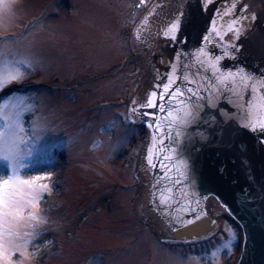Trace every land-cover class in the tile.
<instances>
[{
  "label": "rangeland",
  "instance_id": "1",
  "mask_svg": "<svg viewBox=\"0 0 264 264\" xmlns=\"http://www.w3.org/2000/svg\"><path fill=\"white\" fill-rule=\"evenodd\" d=\"M131 1L0 0V76L23 77L0 94L13 84L37 86L0 98V132L15 125L17 112L24 130L23 143L11 139L15 173L0 152V181H32L12 189L26 205L16 243L27 255H12L14 264L236 261L231 222L226 236L196 249L166 238L140 209L146 133L134 107L152 77L149 24L179 0L150 1L140 23Z\"/></svg>",
  "mask_w": 264,
  "mask_h": 264
},
{
  "label": "water",
  "instance_id": "2",
  "mask_svg": "<svg viewBox=\"0 0 264 264\" xmlns=\"http://www.w3.org/2000/svg\"><path fill=\"white\" fill-rule=\"evenodd\" d=\"M177 21L178 38L167 39L175 35L169 29ZM151 24L147 44L152 77L134 108L147 132L140 209L166 238L175 240L208 235L217 226L212 214H224L241 231L235 264H264V133L242 126L264 119L259 99L264 89L258 83L264 79V0H179ZM199 49L223 57L224 68L243 69L257 83L250 82L247 88L221 85L220 91L213 89L209 102L203 89L211 85L203 81L215 78L198 63ZM177 77L185 92L191 87L185 77L196 80L201 89L200 118L189 129L193 139L182 144L176 139L178 127L167 115L178 102L167 96L166 86ZM15 90L23 91L14 88L8 93ZM154 92L159 105L149 107V100L156 102ZM246 100L255 107H247ZM222 113L231 119L225 120ZM212 116L217 119L212 121ZM201 132L207 140L199 138Z\"/></svg>",
  "mask_w": 264,
  "mask_h": 264
},
{
  "label": "snow or ice",
  "instance_id": "3",
  "mask_svg": "<svg viewBox=\"0 0 264 264\" xmlns=\"http://www.w3.org/2000/svg\"><path fill=\"white\" fill-rule=\"evenodd\" d=\"M181 30L180 23L177 21L170 26V33H174L175 35H168L167 39H176L179 36V32ZM237 38L239 37V29H236ZM231 47H235L234 45ZM223 57L214 56L211 52L204 51L203 49L198 50L197 61L199 64L204 66L207 70L211 71L212 76L215 78L214 80H205L203 83L211 85V87L203 89V91L208 93V100L211 102L212 97L214 96L215 89L216 92L220 91L219 86L228 87L229 85L235 86L239 84L240 86L247 88L249 83H257L256 78L246 73L243 69H227L224 68L221 61ZM22 74L17 72L9 73L6 76H0V91H2L5 87L10 85L12 81L16 79H22ZM179 77L176 80H169V85L166 86L167 96H171L173 100L177 101V107L174 112H168V118L170 123H175L178 127V131H176V139L178 144H182L185 140L189 142L192 141L193 137L189 133V129L192 124L197 123L200 118V110H201V89L199 88V83L196 80H188V77H185L187 83L191 84V87L187 89V92L182 90L178 86ZM259 86L261 89H264V79H261L259 82ZM255 88H253V92ZM175 93V95H173ZM153 97H156V102L153 103L149 100V107H157L159 105V96L157 93H152ZM187 97V99H185ZM260 103L264 106V96H261ZM245 105L249 108L255 107V105L251 104L249 100L245 101ZM7 107V104L5 105ZM162 111H166L162 109ZM17 120L15 125L9 124L7 133L0 132V152H3V158L9 160L11 162V166L13 169V173H15V165L17 162V155L13 151V146L11 143V139L15 137L20 140V143H23L21 134L23 133V128L20 127L18 116L19 113L16 114ZM225 120H230V116L227 113H222ZM5 119H10L5 116ZM217 119L216 116H212V121ZM243 127L250 128L253 132L260 131L264 133V119L259 121L252 120L250 123L242 125ZM199 138L203 140H207L208 137L205 136L204 133H197ZM17 151L19 150V145H16ZM175 151V150H174ZM182 165L185 169L188 168L187 160L182 161ZM36 179H40L37 177ZM31 185L32 181L30 180H18L15 175L9 177L8 179H4L0 181V264H14L11 257L12 255L20 252L21 256H26L27 253L21 250V247L16 243L17 236V228L21 220L24 219V212L26 209V205L22 204L17 196L20 195L18 191H12V189L16 188L17 185ZM41 187L46 188V185H42ZM38 199V193L33 194V200ZM29 203H32L31 201ZM35 206V205H33ZM30 219L36 220L38 219L35 213L30 214ZM230 244H225L224 247H229ZM212 253V257H216L218 252Z\"/></svg>",
  "mask_w": 264,
  "mask_h": 264
},
{
  "label": "flooded vegetation",
  "instance_id": "4",
  "mask_svg": "<svg viewBox=\"0 0 264 264\" xmlns=\"http://www.w3.org/2000/svg\"><path fill=\"white\" fill-rule=\"evenodd\" d=\"M149 0H132L131 1V13L136 15L137 12H140L144 9Z\"/></svg>",
  "mask_w": 264,
  "mask_h": 264
},
{
  "label": "bare ground",
  "instance_id": "5",
  "mask_svg": "<svg viewBox=\"0 0 264 264\" xmlns=\"http://www.w3.org/2000/svg\"><path fill=\"white\" fill-rule=\"evenodd\" d=\"M170 7H172V6H170ZM170 7H169V8H170Z\"/></svg>",
  "mask_w": 264,
  "mask_h": 264
}]
</instances>
